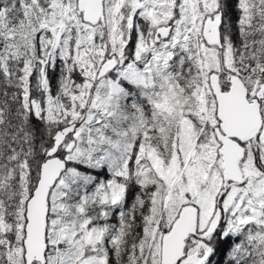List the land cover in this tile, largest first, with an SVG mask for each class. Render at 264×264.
Here are the masks:
<instances>
[{"label": "snow or ice", "instance_id": "6c2138e0", "mask_svg": "<svg viewBox=\"0 0 264 264\" xmlns=\"http://www.w3.org/2000/svg\"><path fill=\"white\" fill-rule=\"evenodd\" d=\"M0 264H264V0H0Z\"/></svg>", "mask_w": 264, "mask_h": 264}, {"label": "trees", "instance_id": "16d2710c", "mask_svg": "<svg viewBox=\"0 0 264 264\" xmlns=\"http://www.w3.org/2000/svg\"><path fill=\"white\" fill-rule=\"evenodd\" d=\"M223 258V257H222Z\"/></svg>", "mask_w": 264, "mask_h": 264}]
</instances>
